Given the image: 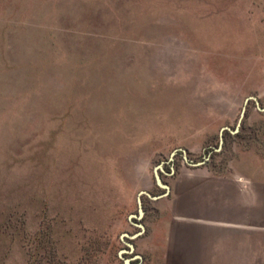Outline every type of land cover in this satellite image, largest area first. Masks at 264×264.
I'll list each match as a JSON object with an SVG mask.
<instances>
[{
    "label": "rangeland",
    "instance_id": "obj_1",
    "mask_svg": "<svg viewBox=\"0 0 264 264\" xmlns=\"http://www.w3.org/2000/svg\"><path fill=\"white\" fill-rule=\"evenodd\" d=\"M248 96L264 107V0H0V264H264ZM156 166L169 192L138 217ZM228 175L245 228L199 237L190 196Z\"/></svg>",
    "mask_w": 264,
    "mask_h": 264
},
{
    "label": "crops",
    "instance_id": "obj_2",
    "mask_svg": "<svg viewBox=\"0 0 264 264\" xmlns=\"http://www.w3.org/2000/svg\"><path fill=\"white\" fill-rule=\"evenodd\" d=\"M248 185L249 181L243 175H228L226 178L215 179L206 183L203 196H190L189 205L191 208L194 205L196 209L193 215L195 227L205 229L202 234H197L199 237L209 236L211 238L215 234L222 236L221 233H214L213 230H224V234L227 236L234 230L245 228L244 209ZM211 244L212 240L209 242L197 240L195 245L198 251L195 253V259L212 260L214 258L213 253H210L208 249ZM220 245L222 246L223 243L220 242ZM227 254L225 253V255Z\"/></svg>",
    "mask_w": 264,
    "mask_h": 264
},
{
    "label": "water",
    "instance_id": "obj_3",
    "mask_svg": "<svg viewBox=\"0 0 264 264\" xmlns=\"http://www.w3.org/2000/svg\"><path fill=\"white\" fill-rule=\"evenodd\" d=\"M250 99H252V100H254V101L256 102V104H257V108H258L259 110L264 111V107H260V106L258 105V101H257V98H256L255 96H248V97H246L245 100H244V106H243V108H242V110H241V112H240V119H241L242 116L244 115L245 104H246ZM240 119H239V121H240ZM226 129H228V127H221V129H220V136L222 135V132H223L224 130H226ZM177 151H178V149H174V150L171 152L170 155H171V156L174 155L175 152H177ZM159 168H160V166H156V167L154 168L155 180H156V183H157L160 187L165 188V192H164L163 194H160V195H150L147 191H145V190H140V191L138 192V196H137V203H138V217H141L142 214H143V212H142V205H141V195L145 194V195L149 196L150 198L156 200V199H158V198H160V197H163V196L167 195L168 192H169V187H168L167 185L163 184L162 181H161V179H160V176H159V174H158V169H159ZM138 226H139V231H138V232H135V233H133V234L122 233V234H121V238L128 237V238H131V239H132V238H136V237H138L139 235H141V234L144 232L145 228H144V225H143V224H138ZM127 245H128V247H129V250H131V251L134 250V247H133L132 244H127ZM124 252H125V249H121V250L119 251V256H121ZM123 260H124L123 264H130V261L132 260V258L124 257Z\"/></svg>",
    "mask_w": 264,
    "mask_h": 264
},
{
    "label": "trees",
    "instance_id": "obj_4",
    "mask_svg": "<svg viewBox=\"0 0 264 264\" xmlns=\"http://www.w3.org/2000/svg\"><path fill=\"white\" fill-rule=\"evenodd\" d=\"M127 247H128V245H126ZM129 248V247H128ZM52 252H53V250H52Z\"/></svg>",
    "mask_w": 264,
    "mask_h": 264
}]
</instances>
